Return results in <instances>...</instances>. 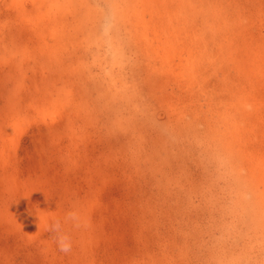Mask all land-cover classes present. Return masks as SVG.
Here are the masks:
<instances>
[{
	"label": "rangeland",
	"instance_id": "374dc122",
	"mask_svg": "<svg viewBox=\"0 0 264 264\" xmlns=\"http://www.w3.org/2000/svg\"><path fill=\"white\" fill-rule=\"evenodd\" d=\"M0 264H264V0H0Z\"/></svg>",
	"mask_w": 264,
	"mask_h": 264
},
{
	"label": "clouds",
	"instance_id": "9594fccd",
	"mask_svg": "<svg viewBox=\"0 0 264 264\" xmlns=\"http://www.w3.org/2000/svg\"><path fill=\"white\" fill-rule=\"evenodd\" d=\"M62 250L67 251L68 249H67V247H64Z\"/></svg>",
	"mask_w": 264,
	"mask_h": 264
}]
</instances>
